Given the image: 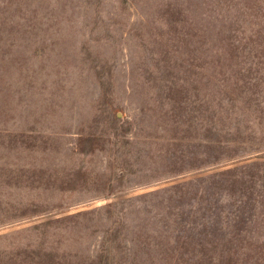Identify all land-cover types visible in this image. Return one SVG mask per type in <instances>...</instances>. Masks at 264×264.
I'll list each match as a JSON object with an SVG mask.
<instances>
[{
  "label": "rangeland",
  "instance_id": "374dc122",
  "mask_svg": "<svg viewBox=\"0 0 264 264\" xmlns=\"http://www.w3.org/2000/svg\"><path fill=\"white\" fill-rule=\"evenodd\" d=\"M0 264H264V0H0Z\"/></svg>",
  "mask_w": 264,
  "mask_h": 264
}]
</instances>
